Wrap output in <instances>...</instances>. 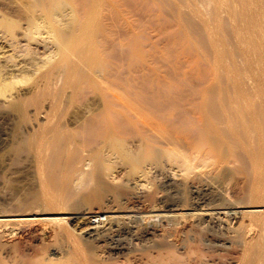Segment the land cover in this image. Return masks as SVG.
<instances>
[{
  "label": "rangeland",
  "instance_id": "374dc122",
  "mask_svg": "<svg viewBox=\"0 0 264 264\" xmlns=\"http://www.w3.org/2000/svg\"><path fill=\"white\" fill-rule=\"evenodd\" d=\"M3 1L0 5L3 15L7 11L4 6L12 9L15 5L13 12L20 8L17 0H14L15 4L12 0H6L9 1L7 4ZM115 1V4L113 0L109 4L103 0V8L100 4L94 8L99 14L93 13L94 20L99 17V21L105 20L92 19L93 27L96 24L92 31L95 29L97 38L91 42H96L97 47L93 48L90 43L92 50H80L82 54L76 50L77 55L65 62L67 66L55 55L56 46L48 33L26 35V28L19 27L15 38L13 34H8L6 40L0 38L3 39L0 41L3 45L0 46L3 57H0V65L3 64L0 73L6 72L0 74L5 77L0 81L6 79L10 83L11 80L26 79L22 84L17 82L18 85L12 81L10 90H4L5 94L12 92L14 97L16 94L13 100L17 101L4 104L3 95H0V133L7 122L9 126L5 125L4 130H12V134L8 132L12 136L8 149L0 151V207L9 215L36 213L46 218L49 215H41L40 211L63 212L62 216L71 217L68 213L104 206L105 216H115L112 211L122 209L118 206L121 202L119 194L129 196L130 192L140 189L141 192L145 190L143 200L150 203L155 199L154 188L150 187L162 179L168 163L147 166L151 171L145 182L123 183L116 178L124 161L131 156L154 155L153 145L141 143L143 136H156L152 140L161 139L166 146L178 150L186 148L183 141L186 138L192 143L202 142L213 147L216 158L230 164L228 171L222 172V168L219 175L228 177L232 199L241 205L264 206V203L256 204L264 200V0ZM10 8L6 13L11 11ZM101 12L106 16L101 17ZM67 15L64 21H59L63 29L67 28L70 19ZM23 23L27 24L23 20L20 26L27 27ZM103 23L105 25L101 26ZM26 36L31 37H28L30 41ZM9 37L13 39H10L13 48L17 43L19 50H13ZM17 37L23 38L20 41ZM133 41L135 50L131 46ZM24 47L33 52L27 53ZM101 49L103 55L98 61L100 54L97 52ZM51 52H55L54 55ZM91 56L96 58L93 60ZM20 73H24L23 79ZM103 81L111 83L119 94L112 91L116 95L113 97L110 91V97L106 96ZM11 110L12 113L7 112ZM108 116L111 117L110 124L118 122L114 124L120 125L118 131L117 127L109 128ZM139 122H158L163 128L155 133L137 129L141 128L136 125ZM108 131L112 136L107 135ZM238 132L241 135H236L237 138L234 133ZM253 139L259 142L251 143ZM255 148L257 151L253 150ZM162 158L166 159L165 156ZM253 180L260 182L258 194L248 187ZM137 184L149 188L142 190L144 187L137 188ZM108 199L114 202L106 207ZM251 217L257 223L261 222L258 214ZM247 221L242 227L235 224L239 240L252 239ZM24 225L18 227L20 233L16 236L3 238L10 247L17 249L14 259L20 264H136L130 258L105 260L103 252L99 251L102 248H96L94 241L87 243V247L78 240L76 232L69 234L56 230L58 226L51 222ZM152 227L156 228L146 224L142 229ZM176 229L171 232L179 234L176 240L168 241L164 236H158L156 253L139 245L145 256L144 264H190L192 259L199 262L205 256L213 255L190 238L194 231L186 230L181 237L179 230L182 228ZM195 232L203 234L204 230L196 229ZM257 235L258 232L254 241L256 258L258 263L264 264V239ZM179 243L186 251L179 248ZM52 250H57L58 254L50 255ZM235 252L234 248L213 257L224 258Z\"/></svg>",
  "mask_w": 264,
  "mask_h": 264
},
{
  "label": "bare ground",
  "instance_id": "6f19581e",
  "mask_svg": "<svg viewBox=\"0 0 264 264\" xmlns=\"http://www.w3.org/2000/svg\"><path fill=\"white\" fill-rule=\"evenodd\" d=\"M1 1L3 0H0V5L2 4ZM12 1L14 2V0ZM17 1L19 2L17 3L20 5V8H18V10H14V12L12 11V9L13 7L15 8V5L14 6L12 5L13 6L12 9L9 7L11 11L8 13L6 12L9 10V8L8 7L5 8L6 6H4V9H7V11L5 12V15H3L4 11H2L3 9L0 7V12L2 11V13L0 14H2L3 16L1 18V15H0V18L2 19V22H0V26L3 28L2 29L0 27V34H1L0 38L2 37L3 39L6 40V38L8 37L7 36L8 34L9 36L10 34L11 36L14 35V38H15L16 37L15 31H17V28L19 27L23 29L26 28L25 29L26 35L28 34L32 35L33 33L35 36L37 33H39L40 35L42 33H48L52 37L53 43L56 46L55 55L56 56L58 55V58H60L58 60H60V62H62L63 65L66 64L65 62H67L70 57L73 59L72 56L75 54L76 50L83 51V49L85 48L86 50L87 48L88 50H92L88 45L90 43H93V48L94 46L97 47V44L94 45V43L96 42H93V41L91 42V40L94 39L95 41L97 38V34H95L96 32H93L95 31V29L92 31V27H93L92 22L97 21V20L99 21L100 17L94 20L95 19L94 16L98 14L97 12H94V8L95 9L98 8L97 6L99 4H100L99 7H101L102 6L101 2L103 0H17ZM105 1L106 0H104V2ZM111 1L112 0H110V3ZM7 2L9 1H6L5 3L7 4ZM114 2L116 3L115 0H113L112 3L115 4ZM105 3H109V2L107 1ZM19 5L17 7H19ZM108 6H111V5H108ZM101 8L99 11H102ZM114 9L112 10L114 11ZM103 12H104V9H103ZM66 13L70 15V19H68L69 21L66 24L67 26H65L68 29L67 28L63 29L64 27L59 25V21L61 22L64 21V16L67 15ZM6 14H8V16ZM10 15L13 17H16L17 20L10 17ZM100 16L105 17L106 14L102 15V12H101ZM107 17H106V20H107ZM102 19L104 18H101V20ZM109 19L111 18L109 17ZM23 20H25V22L27 23V24L23 23L24 25H27V27L22 26V24L20 26V23ZM101 20L99 22L105 21V20H102V21ZM94 25L96 26V24ZM104 25L105 23H103V25L101 24V26H104ZM95 26L93 28H95ZM24 34L25 33L23 32V36ZM30 36L28 37L31 38ZM28 37H27V40H29ZM17 38L18 40L21 41L23 37L21 39H19L20 37H17ZM35 38L37 39V37ZM3 39H0V41ZM10 39L11 38L9 37L8 39L9 41L8 40L7 41L11 42ZM32 39H34V37ZM133 40L135 41V39ZM16 41L14 40V42ZM29 41H27V43H30ZM36 41L34 40V42ZM134 41L131 45L133 46V50L136 49V46L133 45L135 44ZM11 43H12L11 47L13 48V45H14L13 41ZM6 44L9 45L10 43H6ZM16 44L13 50L17 51L19 49H16ZM39 44H42V43H39ZM24 45L25 44H22V46ZM29 45L30 44H28V46ZM86 45L88 47H86ZM0 46H3V45H0ZM26 47H24L25 50H27ZM30 47L32 48L33 46H30ZM17 48L19 47L17 46ZM31 48L30 50H27L26 52L29 53L30 51H32L34 47L32 49ZM102 49L99 52H97V54H100L98 56L97 54H95L96 52L94 53L93 51L94 53L93 55H96L97 57H99V59H97L98 61H100L101 59L100 57L101 55H103L101 53ZM105 49H106V46L103 49V53L105 52L104 51ZM25 50L23 49V51ZM95 50H98V49L95 48ZM26 52H23V53H26ZM88 52L92 53L90 51ZM37 53H40V52H38L37 50ZM75 55H77V53ZM17 56L20 57L19 54ZM92 56L90 58H93ZM96 56H94V58H96ZM26 57H29L28 54ZM15 59L17 58H14L13 60ZM88 60L92 61V59H88ZM9 62H8V65H9ZM13 62L11 65H13ZM17 64H16V67L18 66ZM2 65H0L1 68L3 67ZM70 65H72V62L70 63ZM42 67H40V69ZM65 68L66 67H64V69ZM0 70L2 71V69ZM25 72L26 71H24V73ZM67 72H69V70ZM5 73L6 72L0 73V74H5ZM23 74L20 73L21 79L24 78L22 77L24 76ZM0 76H3V75H0ZM1 78L3 79L5 77H0V79ZM23 80L24 81H19V79H16L15 81L11 80V82L13 81L16 83L17 82L21 83V82H25L26 79H23ZM8 82H6V79H5V82L4 81L1 82L3 84L0 83L1 84L0 85L1 86L0 95L1 96L3 95L2 101L4 104H7V105L12 103V101H17V100H13L16 97V94L14 97V94L12 92L10 93L7 92V94L4 93V90L6 88L9 89V86L13 84L11 82L10 83ZM16 83H14V85H18V83L17 84ZM102 83L105 85L104 90L107 91V93L108 92L110 93L111 91V93L113 94L111 93L110 94L113 95L114 97L116 93V89L112 86V84L109 83L108 81L107 83H105L104 81ZM105 91H103L104 94H105ZM112 91H114L115 93ZM109 93L108 95L106 94L105 95L110 97ZM116 94H119V93H116ZM106 96L104 97L106 98ZM118 100L119 99L115 101L118 102ZM17 104H19V102ZM3 108L5 109V107ZM7 112L12 113V110L7 111ZM35 115H37V113ZM7 119H10V117ZM107 119L105 118V120ZM110 120H111V117L109 118V121L107 120L109 124L110 122H112ZM107 121H106V124L108 123ZM3 122L5 123L7 121L3 120ZM7 123L3 125L4 129L6 128L5 125L9 126ZM115 123L118 124L117 121H115ZM111 124L114 125L113 123ZM111 124L110 126L107 124V126H109V128H113V127L116 128L117 126H120L117 124H116L117 126L115 125L112 126ZM132 124H129V125H132ZM136 125L137 127L139 126L141 127L137 129L144 128V129H147L148 131H152L153 133L163 128L162 125L158 122H139ZM118 128L119 127L116 128L117 131H118ZM4 129L0 133L1 134L0 135V151L1 150L4 151L3 149H5L8 145H10V142H11L10 138L12 137V136L10 137L9 135V133H11L12 130L9 131L7 129L9 132L8 133ZM116 130L114 132H116ZM108 133L110 132L108 131L107 135ZM116 135L114 138H116ZM234 135L236 136V135H241V134L238 132V133H234ZM142 136L143 135L141 134V137ZM153 138H150V137L145 138L143 136L141 138V143L143 142L149 145H153L154 149H152V151L154 155L150 157H144V156H139V155L131 156L129 160L124 161L122 169L118 172L116 176V178H118V180H120L123 183L124 182L129 183L132 180H136V181L145 180L146 181L149 178V174L151 171L148 168L149 166L158 167L160 163L162 162L168 163V169L166 170L165 175L163 174L164 176L162 177V179H159L158 177L159 181L156 180L157 182L155 186L147 181L149 185H152L150 188L152 187L154 188L152 190V192L154 193V197H155L153 201H151L150 203H147L146 200H143L145 199L146 196L142 192H145V190L142 192L140 191L141 189L138 190L137 192L132 191V194L131 192H130V195L128 193L129 196H124L125 193L122 194L121 192L119 194L121 198V202L118 204V206H120L122 209L118 211H112L116 213L115 216H105L103 212V209L105 208L104 206H103L104 208L103 207L97 208L96 210L95 208L89 209L90 207L89 208L87 207L88 209L83 208L84 211L78 210V212L80 213L78 212L71 213V214L68 213L69 215H72L71 217L62 216L63 214H65L63 212L48 213L44 209L45 211L42 212L43 211L42 210L40 211L39 214L45 215V216L49 215L46 218H41V216H39L36 213L23 214V215H9V214H6V211L2 207H0V229L3 230V232L0 233V264H20L19 262H16L14 259L15 257L14 254L18 252L17 249H13L12 247H10V245L7 242L3 241V238L5 236L10 237V236H16L17 234H19L20 232L18 230V227H23V226H20L22 224L32 225V224H36L39 222H45V223L51 222L58 226L59 229H56V230L67 231L69 234L76 232V236L78 237V240L84 243L85 246H87V243H91V241L92 242L94 241V243H96L97 246L94 243H92V245L94 244L95 247L96 248L99 247V249L102 248L101 249L102 251L99 249L97 250H99L100 252H103L102 258H104L105 260L107 259V260L115 261L114 259H117L118 261V258L119 260L120 258H124V259L130 258L136 264H144L145 256H143V254L141 253L142 249L139 248V245L140 244L145 245L148 248H150V251H152V253H156V244H157L156 239L159 240L160 238L158 236H164L166 240L168 241L176 240V237L179 236V234L177 233L172 234L171 232H172V229L177 230L176 228L179 227V228H182L181 231L179 230L181 237H184L186 230L194 231V234L191 235L192 237L190 238L192 240L194 239L198 241L205 251H207L208 253H213L214 256L218 253L221 256L222 254L229 252L230 249H234V248L236 249V252L234 253V255L232 254L226 255V257L224 258H217V259H214L213 255H207L203 259H201L199 262H197L195 259H192L190 261V264H215V263L217 264H236V263L238 264H261V263H258V260L256 258L257 250L255 248L254 241L256 239V232H258L257 238L264 239V206L254 205V204L247 205V206L241 205L240 202L234 201L232 199L230 195V191H229L228 177H220L219 175V170L221 171V169L223 168L222 172L228 171V169L230 168V164L221 159H217L215 155V149L211 146L202 144V142L192 143L190 142L189 138H186V139H183V141L186 144L185 145L186 148H184L183 150H178V149H174V148H170L169 146H166V143L163 142L161 139L152 140ZM254 142H259V141L253 139L251 143H254ZM7 149L8 148H6L5 150ZM253 150L257 151V148ZM164 156L166 157L165 160H163L162 158ZM144 163H147V164L143 165ZM117 171H118V168L116 172ZM97 182L98 181H96V183ZM257 182L253 180L252 184H248V187L253 188L254 193L256 194L259 193L258 189L260 188V182L259 183ZM133 183H136V182L133 181ZM129 185L132 186L133 184H129ZM129 185L127 186L129 187ZM141 185L142 187H144L145 184H141ZM141 185H138L135 187L138 188L139 186L141 187ZM131 186L130 188H133ZM147 186L144 188L141 187L142 190L145 188L148 189L149 187L147 188ZM135 190L136 189H134V191ZM108 200H112V199H108ZM108 200H106L107 202L105 204L106 207H108L109 204L114 202L113 200L112 201H108ZM261 203H264V200L260 202H256V204H261ZM92 206L95 207L94 205ZM96 207H99V206H96ZM111 208L113 209V207ZM144 212L145 214H143ZM253 214L259 215V217L261 218L260 223H257L256 220L253 217H251ZM85 215H87V217L83 218V216ZM81 218L85 219V221H82L83 219L80 221ZM247 218H249V220ZM233 221H235L234 225L230 226L231 224H233ZM246 221L248 222L249 232L252 235V239L249 241L239 240V238L237 237V232H236L237 227L235 224H238L239 227H242L246 223ZM146 224L149 225V227L150 225H152V226H155L156 228L152 227L153 229L149 228V230H143L142 226L143 225L146 226ZM143 228H146V227H143ZM196 229H203L204 233L197 235V233L195 232ZM140 230H143V231L139 233ZM177 245L179 246L181 250L186 251V248L183 244L179 243ZM181 250H180V253L182 254ZM56 254H58L57 250H52L50 253V255H56ZM51 259H54V257H52ZM215 260H217L218 262ZM36 264H40V263L37 262Z\"/></svg>",
  "mask_w": 264,
  "mask_h": 264
}]
</instances>
